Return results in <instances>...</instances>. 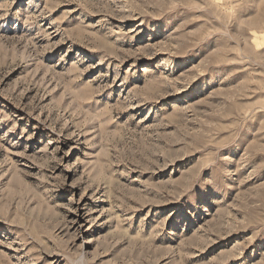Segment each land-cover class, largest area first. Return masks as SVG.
<instances>
[{
  "label": "rangeland",
  "instance_id": "374dc122",
  "mask_svg": "<svg viewBox=\"0 0 264 264\" xmlns=\"http://www.w3.org/2000/svg\"><path fill=\"white\" fill-rule=\"evenodd\" d=\"M0 264H264V0H0Z\"/></svg>",
  "mask_w": 264,
  "mask_h": 264
}]
</instances>
